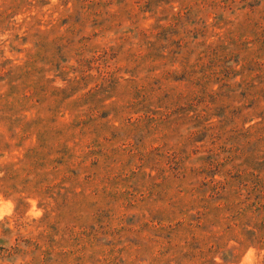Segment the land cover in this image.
Returning a JSON list of instances; mask_svg holds the SVG:
<instances>
[{
	"label": "rangeland",
	"instance_id": "obj_1",
	"mask_svg": "<svg viewBox=\"0 0 264 264\" xmlns=\"http://www.w3.org/2000/svg\"><path fill=\"white\" fill-rule=\"evenodd\" d=\"M0 264H264V0H0Z\"/></svg>",
	"mask_w": 264,
	"mask_h": 264
}]
</instances>
